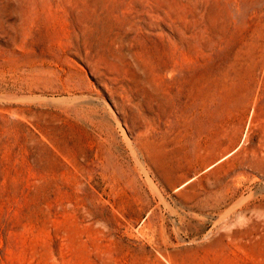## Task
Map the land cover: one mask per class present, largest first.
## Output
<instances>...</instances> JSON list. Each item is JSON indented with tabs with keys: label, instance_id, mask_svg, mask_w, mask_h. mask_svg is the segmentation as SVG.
Masks as SVG:
<instances>
[{
	"label": "rangeland",
	"instance_id": "374dc122",
	"mask_svg": "<svg viewBox=\"0 0 264 264\" xmlns=\"http://www.w3.org/2000/svg\"><path fill=\"white\" fill-rule=\"evenodd\" d=\"M0 264H264V0H0Z\"/></svg>",
	"mask_w": 264,
	"mask_h": 264
},
{
	"label": "bare ground",
	"instance_id": "6f19581e",
	"mask_svg": "<svg viewBox=\"0 0 264 264\" xmlns=\"http://www.w3.org/2000/svg\"><path fill=\"white\" fill-rule=\"evenodd\" d=\"M113 115V114H112ZM114 116V115H113ZM126 122V121H125ZM120 129V128H119Z\"/></svg>",
	"mask_w": 264,
	"mask_h": 264
}]
</instances>
